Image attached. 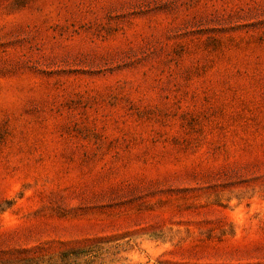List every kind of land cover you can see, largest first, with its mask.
<instances>
[{
    "label": "rangeland",
    "instance_id": "1",
    "mask_svg": "<svg viewBox=\"0 0 264 264\" xmlns=\"http://www.w3.org/2000/svg\"><path fill=\"white\" fill-rule=\"evenodd\" d=\"M0 264H264V0H0Z\"/></svg>",
    "mask_w": 264,
    "mask_h": 264
}]
</instances>
